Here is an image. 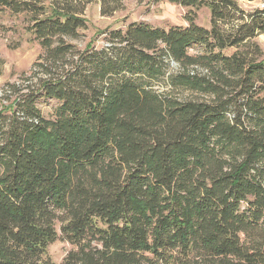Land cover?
I'll use <instances>...</instances> for the list:
<instances>
[{"label": "trees", "instance_id": "1", "mask_svg": "<svg viewBox=\"0 0 264 264\" xmlns=\"http://www.w3.org/2000/svg\"><path fill=\"white\" fill-rule=\"evenodd\" d=\"M125 2L0 0L42 49L0 99V264H57L60 239V264H264V0H138L188 26L71 43Z\"/></svg>", "mask_w": 264, "mask_h": 264}, {"label": "rangeland", "instance_id": "2", "mask_svg": "<svg viewBox=\"0 0 264 264\" xmlns=\"http://www.w3.org/2000/svg\"><path fill=\"white\" fill-rule=\"evenodd\" d=\"M124 11L116 13L113 17L101 15L99 4L88 5L85 18L88 29L80 33L78 40L71 43L85 50L88 45L100 48L104 44L106 31H125L132 23H148L154 28L187 27L185 18L190 15V10L168 3L150 4L139 3L138 0H126ZM243 6L251 8H264L262 3ZM196 24L202 28L211 27L210 11L205 8L197 12ZM28 17L15 15L9 10H0V99L3 101L4 90L12 83H21L26 77H31L35 72L34 66L42 53L39 42L28 32ZM264 50V36L256 39ZM232 53V52H229ZM12 102L13 100L10 99ZM9 100H5L8 105ZM58 102L41 99L38 108L46 119H53ZM74 248L66 241L60 239L48 249L51 259L60 264Z\"/></svg>", "mask_w": 264, "mask_h": 264}]
</instances>
